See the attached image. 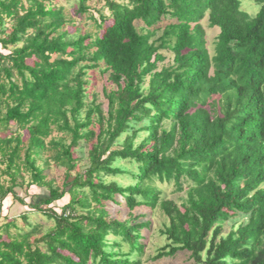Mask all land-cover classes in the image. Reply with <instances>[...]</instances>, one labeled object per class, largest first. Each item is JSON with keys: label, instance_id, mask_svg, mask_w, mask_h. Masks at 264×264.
I'll list each match as a JSON object with an SVG mask.
<instances>
[{"label": "trees", "instance_id": "obj_1", "mask_svg": "<svg viewBox=\"0 0 264 264\" xmlns=\"http://www.w3.org/2000/svg\"><path fill=\"white\" fill-rule=\"evenodd\" d=\"M74 1L72 14L0 0V264H142L152 222L137 208H154L171 181L188 184V200L162 202L159 258L264 264V0H251L254 16L242 0H96L98 18ZM86 14L96 31L80 25ZM205 18L219 29L213 53ZM164 48L173 59L159 69ZM95 68L111 84L106 112L87 101ZM81 140L91 148L76 171ZM50 160L65 167L61 186ZM31 186L45 192L17 191ZM10 197L27 207L22 225L5 213Z\"/></svg>", "mask_w": 264, "mask_h": 264}, {"label": "rangeland", "instance_id": "obj_2", "mask_svg": "<svg viewBox=\"0 0 264 264\" xmlns=\"http://www.w3.org/2000/svg\"><path fill=\"white\" fill-rule=\"evenodd\" d=\"M54 3H59L63 5L66 8V11L69 13H74L78 7V2L76 1H67V0H54ZM89 5H91V13L95 15V17H99L98 12H96V7H100V4L96 3V0H88L87 2ZM241 8L245 10L250 15L254 16L258 10L259 6H257L254 2H251V0H242V6ZM105 12H108L107 9H105ZM80 25L83 27V29H88L89 31H96L97 28L95 24L93 23L92 19H89L87 14L85 16H79L77 17ZM169 20H165L159 24V29L155 36L152 38L158 39L160 38L162 34V28L168 23ZM202 25L205 28L206 31V40H207V47L209 48L210 52L213 53L214 50V41L216 40L217 35L219 34L218 28H210L207 18L201 21ZM137 24L141 25V22H138ZM0 51L4 53H8L6 50H2L0 46ZM160 53L165 56V60L161 61L159 63V69L164 66L171 64L173 59V53L164 48L160 50ZM31 62V61H30ZM108 74L102 73L100 68H95L89 71V80L90 83L88 85V103H91L93 98L95 97L97 103L102 105V109L106 112L108 109V101L105 98L103 89L105 86L110 87L111 84L106 81V77ZM149 78L146 79L145 85L148 84ZM4 135V134H3ZM25 139L27 138V132H24ZM62 136V134H59L57 132H54L51 136L52 138L58 139ZM67 141H70V138L68 137ZM91 148V143L85 140H81L80 144L76 146L73 150V154L75 157H79V161L77 163L76 171H82L84 167L88 164V152ZM54 151H46L44 154L45 159H50V156L53 155ZM41 160H39L40 162ZM49 177H55L56 184L62 185L64 176H65V167L60 166L50 160V166L47 170ZM74 173V172H73ZM70 178L69 180H71ZM108 180H110L108 178ZM6 183L5 177L0 175V183ZM160 190V199L158 200L156 206L154 208L142 206L140 208H137L138 213L146 214L147 219L151 220V230L147 232L146 229H144V234L147 235V239L145 240L147 243V250L146 253L142 256V264H193V261L190 259L189 254L187 252H181L177 256L174 257H167L162 256L159 258V253L162 251L161 249L168 243V239L166 235H163L161 233L162 229H165L167 226L170 225V217L166 213V210L163 207L162 202L168 201L175 203L178 207H181L182 204L187 202L188 200V184L184 183L183 188L180 189L176 182L171 181L168 183H163L158 186ZM18 193L21 196H26V194L30 195H37L42 194V192H45L43 189L37 187V186H31L28 189V192L24 190L23 188H17ZM89 194V200L92 201V195L88 191ZM26 201H30V197H25ZM69 200V196L65 200H62L60 202V205H63L67 203ZM13 202V199L10 197L4 202V208L5 213L8 211V206L10 203ZM60 205L57 206V208L60 207ZM94 205V203H93ZM11 208L9 210L8 215L11 218L16 217L17 222L22 225L23 219L20 217L22 215L23 211L27 210V207L22 205L21 203L14 200V203L11 204ZM117 207V206H116ZM116 207L113 208V214L117 217L124 218L127 213V209L122 208L119 212L117 210H114ZM30 220L33 222H38L44 225V230H47L48 227L52 226V222L48 221L43 214L41 215H31ZM166 251V250H165ZM164 251V252H165Z\"/></svg>", "mask_w": 264, "mask_h": 264}, {"label": "crops", "instance_id": "obj_3", "mask_svg": "<svg viewBox=\"0 0 264 264\" xmlns=\"http://www.w3.org/2000/svg\"><path fill=\"white\" fill-rule=\"evenodd\" d=\"M12 203H13V202H11L10 205L8 206V208H7L8 211H7L6 213H9V210H10V208L12 207V206H11Z\"/></svg>", "mask_w": 264, "mask_h": 264}]
</instances>
